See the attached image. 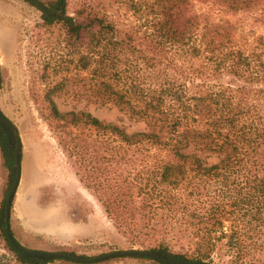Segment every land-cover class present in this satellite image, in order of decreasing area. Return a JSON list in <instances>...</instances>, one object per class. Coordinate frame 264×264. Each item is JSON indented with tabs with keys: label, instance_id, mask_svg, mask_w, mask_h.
<instances>
[{
	"label": "trees",
	"instance_id": "trees-1",
	"mask_svg": "<svg viewBox=\"0 0 264 264\" xmlns=\"http://www.w3.org/2000/svg\"><path fill=\"white\" fill-rule=\"evenodd\" d=\"M40 1L61 8L60 0ZM64 4L61 15L41 11L29 30V91L79 181L125 238L122 248L173 261L264 264V0ZM3 80L0 64V89ZM63 94L86 106L115 105L146 127L131 131L85 108L63 111L56 100ZM15 147L0 118L8 189ZM7 192L0 264L68 260L12 245ZM9 227L20 245L42 249ZM79 249L47 250L87 258Z\"/></svg>",
	"mask_w": 264,
	"mask_h": 264
},
{
	"label": "rangeland",
	"instance_id": "rangeland-1",
	"mask_svg": "<svg viewBox=\"0 0 264 264\" xmlns=\"http://www.w3.org/2000/svg\"><path fill=\"white\" fill-rule=\"evenodd\" d=\"M17 1L15 16L10 20L16 23L21 47L19 50L0 48L4 78L0 89V108L16 124L22 141V174L13 200L11 225L21 243L43 250L60 244L79 245V253L88 257L124 250L125 238L107 217L101 203L79 181L33 102L27 63L29 30L42 21L41 10L26 0ZM67 12L71 13L69 9ZM211 19L220 23L217 13L213 12ZM56 100L63 111L85 108L102 120L122 124L131 131L144 130L146 127L143 121L131 117L115 105L91 103L86 106L84 101L79 102L69 94H63ZM3 162L0 151V201L3 194L9 191V173ZM67 223L72 234L60 232ZM51 264L155 263L150 259L126 255L95 262L58 259Z\"/></svg>",
	"mask_w": 264,
	"mask_h": 264
},
{
	"label": "water",
	"instance_id": "water-1",
	"mask_svg": "<svg viewBox=\"0 0 264 264\" xmlns=\"http://www.w3.org/2000/svg\"><path fill=\"white\" fill-rule=\"evenodd\" d=\"M33 2L41 11L46 12L48 14L52 15H61L65 11V4L64 0H60L61 3V8L58 11H55L48 6H46L44 3H42L40 0H29ZM0 118L7 123L14 131L15 136H16V147H15V164H16V175L14 178V181L7 193L6 199H5V218L8 223V225L5 227V231L7 234V237L9 238L10 242L14 247L19 249L20 251L27 253V254H32V255H37V256H47V257H59V258H66V259H71L74 261H80V262H95V261H101V260H106L109 258H114V257H121V256H130V255H146L151 257L154 260L164 262L166 264H204L203 262L200 261H193V262H183V261H173L170 259H165L162 258L150 250L146 249H140V248H132V249H124V250H116L112 252H107L103 253L94 257H87V258H79V257H74L67 255L65 253L61 252H55L51 250H43V249H28L25 248L24 246L20 245L12 236V233L10 231L9 223H10V218H11V210H12V205H13V200L14 197L17 193L20 180H21V174H22V161H21V152H22V141H21V135L19 132L18 127L16 124L3 112V110L0 108Z\"/></svg>",
	"mask_w": 264,
	"mask_h": 264
},
{
	"label": "crops",
	"instance_id": "crops-1",
	"mask_svg": "<svg viewBox=\"0 0 264 264\" xmlns=\"http://www.w3.org/2000/svg\"><path fill=\"white\" fill-rule=\"evenodd\" d=\"M17 3V0H0V48L10 47L13 50H17L18 29L15 25L16 23L10 20L12 16H15V6ZM12 20H14V18H12ZM60 232L62 234L65 232H67V234H72V230H70L68 223Z\"/></svg>",
	"mask_w": 264,
	"mask_h": 264
}]
</instances>
